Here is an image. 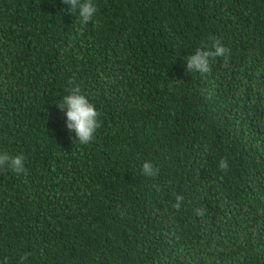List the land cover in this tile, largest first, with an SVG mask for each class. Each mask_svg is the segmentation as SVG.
Listing matches in <instances>:
<instances>
[{"label":"trees","instance_id":"trees-1","mask_svg":"<svg viewBox=\"0 0 264 264\" xmlns=\"http://www.w3.org/2000/svg\"><path fill=\"white\" fill-rule=\"evenodd\" d=\"M92 2L83 24L0 0V154L27 169L0 168V264H264V0ZM209 37L230 54L187 71ZM70 81L101 114L86 145Z\"/></svg>","mask_w":264,"mask_h":264},{"label":"clouds","instance_id":"clouds-1","mask_svg":"<svg viewBox=\"0 0 264 264\" xmlns=\"http://www.w3.org/2000/svg\"><path fill=\"white\" fill-rule=\"evenodd\" d=\"M63 4L70 5L73 10H78L80 21L83 24L93 22V18L97 13V7L92 0H62ZM212 40L211 48H197L194 55L187 57L186 70L192 73H199L201 76L206 75L211 71V63L217 58H227L230 54V49L225 46L221 39L215 37H209ZM72 86L68 88V94L63 97V100L57 103V107L63 111L66 109L67 128L69 131H74L76 136L75 140L81 144L86 145L90 143L96 135L97 130L102 126L100 120V112L96 106L89 101L87 96L81 89L79 84L74 81H70ZM26 157L20 154H11L5 152L0 154V168L6 163L9 170L17 177L21 175H27V169L25 167ZM219 168L226 172L229 168V162L226 157H222L219 161ZM141 171L143 175L150 178H156L160 172V168L155 166L151 161L143 163ZM157 191H160L159 185H153ZM184 207V196L175 195V203L172 204V208L180 211ZM197 214L201 213L200 209H197ZM30 254H25L21 257V261L27 260Z\"/></svg>","mask_w":264,"mask_h":264}]
</instances>
